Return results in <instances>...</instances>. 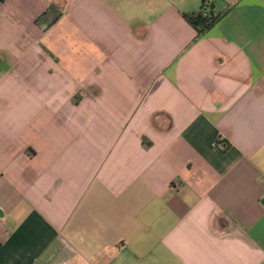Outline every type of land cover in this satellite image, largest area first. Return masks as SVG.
<instances>
[{
    "label": "crops",
    "instance_id": "obj_1",
    "mask_svg": "<svg viewBox=\"0 0 264 264\" xmlns=\"http://www.w3.org/2000/svg\"><path fill=\"white\" fill-rule=\"evenodd\" d=\"M209 2L0 0V264H264V0Z\"/></svg>",
    "mask_w": 264,
    "mask_h": 264
},
{
    "label": "trees",
    "instance_id": "obj_2",
    "mask_svg": "<svg viewBox=\"0 0 264 264\" xmlns=\"http://www.w3.org/2000/svg\"><path fill=\"white\" fill-rule=\"evenodd\" d=\"M222 14H216L209 0H201V5L196 12L183 14L184 20L195 30L196 38L204 35L221 18ZM61 17V11L54 6H49L37 19L36 23L43 22L48 27L55 24Z\"/></svg>",
    "mask_w": 264,
    "mask_h": 264
}]
</instances>
